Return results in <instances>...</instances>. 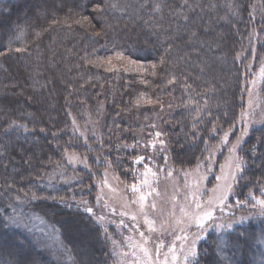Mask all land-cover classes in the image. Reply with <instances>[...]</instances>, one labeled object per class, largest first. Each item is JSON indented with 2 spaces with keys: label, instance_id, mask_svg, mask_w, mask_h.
<instances>
[{
  "label": "trees",
  "instance_id": "trees-1",
  "mask_svg": "<svg viewBox=\"0 0 264 264\" xmlns=\"http://www.w3.org/2000/svg\"><path fill=\"white\" fill-rule=\"evenodd\" d=\"M118 53L133 65L106 64ZM252 56L264 65V0L0 1V223L37 213L70 255L54 256L10 225L0 228V264H109L105 235L83 202L105 172L133 179L150 123L176 168L198 166L237 121ZM70 152L85 161L79 181L48 188L46 175ZM239 153L237 200L263 198L264 124ZM73 220L94 237L88 256L71 237ZM252 223L228 233L241 246L232 264H252ZM210 237L194 264L219 263Z\"/></svg>",
  "mask_w": 264,
  "mask_h": 264
},
{
  "label": "rangeland",
  "instance_id": "rangeland-1",
  "mask_svg": "<svg viewBox=\"0 0 264 264\" xmlns=\"http://www.w3.org/2000/svg\"><path fill=\"white\" fill-rule=\"evenodd\" d=\"M107 63L114 67L133 65L131 58L121 53L111 56ZM244 65V97L237 121L230 129L217 136L211 153L198 166L192 169L176 168L167 152L162 132L155 124L150 123L143 136L148 137L145 145L155 144V147L144 145L140 156L148 159L137 163L140 167L136 171L133 170V179L125 182L111 171L105 172L93 199L85 201L84 210L93 209L91 214L86 212L94 218V222L103 231L107 240L109 264H128L133 259L125 254L132 251L128 246L129 243H144L140 232H143L150 241L145 246L150 250L154 264H164L166 255L169 264H172L169 248L173 244L176 248V264H194L197 248L207 235L214 238L217 244L218 264H232L233 259L238 257L241 246L230 238L228 233L251 220H253L254 233L251 238L249 237L248 259L252 264H264V214L261 213V206L257 203V200L264 197L241 201L237 200L238 197L234 193L237 180L244 168V161L239 150L250 132L264 124V65L257 64L253 56ZM162 108H164L163 104L160 110H164ZM158 113L154 115V118H157ZM157 132L161 133L159 137L156 136ZM225 133L228 134L227 138ZM238 138H240L239 143H237ZM161 140L164 142L163 145L160 144ZM233 145H237L235 150ZM217 157H220L219 163L216 161ZM237 162L240 163L239 170L236 168ZM145 165L151 169L147 175H145ZM84 166V158L70 152L66 155L63 164L55 166L46 175L44 183L50 189L74 185L79 181L76 168ZM169 172L172 173L171 176ZM144 180L149 182L148 185L134 194L130 190L132 184L135 183L140 187ZM229 183L231 189L228 190L227 197L221 204L218 198L227 189ZM150 188L156 189L159 195L149 194ZM196 189H198L196 202L201 204L200 209L195 208L191 195ZM140 194L146 195L144 212L150 220L155 221L154 232L149 231L148 225L144 223V215L140 214L139 204L132 203L138 200ZM173 196L175 200L172 199ZM153 203L156 205L155 209L151 207ZM181 207L190 214L211 210L213 216L204 222V230L201 231L195 224H190L183 218ZM132 216L136 219L132 220ZM12 218L22 221L12 226L23 230L40 247L54 256L60 255L65 258L64 260H70V255L63 246L55 227L37 213L20 210ZM182 219L183 223L176 224L177 220ZM122 220L127 227L121 226ZM70 223L69 231L71 237L79 244L77 247L79 252L88 256L91 253L90 247L96 246L94 237L80 222L73 220ZM185 232L187 240L176 241V236H183ZM197 235L198 239H196ZM0 239H3V236L0 235ZM192 240H195V256H189L186 261L185 253L188 252ZM157 245L160 246L158 260ZM13 250L14 255L16 253L18 255L17 250ZM82 257L83 263L86 260L83 255Z\"/></svg>",
  "mask_w": 264,
  "mask_h": 264
},
{
  "label": "snow or ice",
  "instance_id": "snow-or-ice-1",
  "mask_svg": "<svg viewBox=\"0 0 264 264\" xmlns=\"http://www.w3.org/2000/svg\"><path fill=\"white\" fill-rule=\"evenodd\" d=\"M17 51H21V50L17 49ZM153 67H155V66H153ZM160 135H161V133H159V132L156 133L157 137H159ZM227 135L228 134L225 133V138H227ZM239 139L240 138L237 139V143H239ZM163 143L164 142L161 140L160 144L163 145ZM149 146L150 147H155V144L145 145V147H149ZM236 147H237V145H233V150H235ZM145 159H148V158L144 157V156H137L134 162L135 163H141ZM145 168H146L145 175H147L148 172L151 171V169L148 168V165H145ZM236 168H237V170L240 169V163L239 162H237ZM171 174L172 173L169 172V176H171ZM218 179H219V177H218ZM148 183L149 182L147 180H144V181H142L140 187H138L137 184L134 183V184H132L130 190L135 194L138 191H140V188H143L144 186H147ZM230 189H231V184L229 183L227 185V189L225 191H223L220 194L219 198H218L221 204L223 203L224 199H226L227 194H228V190H230ZM197 191H198V189L193 191L191 193V195L193 197V203H195V208L196 209H200L201 208V204L196 202L197 201V195H196ZM152 193H156V195H159V193L157 192L156 189L150 188L149 194H152ZM172 199L175 200V196H173ZM145 200H146V195L140 194L139 197H138V200H134V201H132V203H138L139 204V206H140L139 207L140 214L144 215V223L148 225L149 231L154 232L156 230L155 227H154L155 221L150 220L148 218L147 214H145V212H144V209H145V203L144 202H145ZM83 203H86V202H83ZM257 203L261 206V213L264 214V199L257 200ZM151 207L153 209H155L156 208L155 203H153L151 205ZM85 211H87L88 213L91 214L93 212V209L92 208H86ZM180 211H181V213H183V218L184 219H187L190 224H195L197 227L200 228L201 231L204 230V222L206 220L211 219L212 216H213V213H212L211 210H207V211H204L202 213H197V214H190L188 211H185L184 207H181ZM131 219L135 220L136 217L132 216ZM18 222H22V221H17L16 218H7L2 223H0V228L7 229V228H9L10 225L17 224ZM180 223H183V219L176 221V224H180ZM121 226L127 227V225L124 224L123 220L121 221ZM134 227H137V226L134 225ZM229 227H230V225H229ZM140 236L144 239V243H129V245H128L132 249V251L130 253H126L125 255L126 256L130 255L133 258L131 261L128 262V264H154V262L152 261V258H151V252L145 246L150 241H149V239L147 237L144 236L143 232H140ZM187 238H188L187 237V233L185 232V234L183 236H176V241L187 240ZM198 238H199V236L197 235L196 239H198ZM194 249H195V240H192L190 245H189L188 252L185 253V260L186 261H187L189 256H195ZM159 252H160V246L157 245L156 246L157 260L159 258ZM169 253L171 254L172 264H176L177 256L175 254L176 253L175 244H173L169 248ZM164 264H169V260H168L167 255L165 257Z\"/></svg>",
  "mask_w": 264,
  "mask_h": 264
}]
</instances>
